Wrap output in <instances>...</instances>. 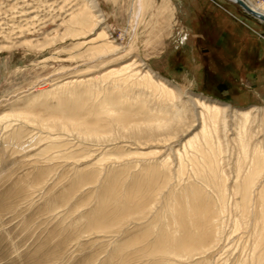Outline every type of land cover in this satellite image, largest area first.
<instances>
[{"label":"rangeland","instance_id":"obj_1","mask_svg":"<svg viewBox=\"0 0 264 264\" xmlns=\"http://www.w3.org/2000/svg\"><path fill=\"white\" fill-rule=\"evenodd\" d=\"M85 1L0 0V118L11 115L9 119H0V264H150L147 242L142 235L135 234L145 229L144 225L153 218L151 211L159 209L163 196L176 185V168H171L173 174L164 188L147 198L151 210L138 218L140 221L108 224L104 232H89L86 218L95 216L102 206L99 196L103 190L99 188L101 184H92L94 178L79 181L76 175L92 173V163L101 150L85 138L64 132V142L92 150L93 158L75 163L42 154L46 141L43 144L41 139L62 132L42 129L33 123V118L24 122L18 117L26 110L41 117L51 115L57 100L68 97L67 91L74 87L69 84L64 89L60 88L62 85L75 80H102L107 72L137 61L141 64L137 69H151L155 78L166 79L185 99L191 93L227 103L232 109L255 106L264 111V24L238 5L227 0H219L218 5L210 0H92L93 11L100 13V22L84 38L71 37L64 33L68 20ZM252 1L258 6L264 0ZM163 5L168 9H163ZM102 29L119 46L117 52L89 55L88 45L77 47L82 41L94 39ZM217 38L219 47H214ZM205 68L226 82L227 93L216 86L210 74L205 75ZM257 114L260 120L250 130L254 143L264 140L262 113ZM9 124L10 127H4ZM229 124L230 128L234 126ZM191 127L188 133H179L162 148L163 153L156 158L166 156L170 147L175 151L199 128ZM17 128L23 135L19 141L9 136ZM234 135L232 130V146ZM115 144L131 151L137 147L146 151L149 147L123 140ZM113 148L110 145L106 149ZM170 155L174 159L175 154ZM237 157L230 150L219 162L220 170L229 176L225 184L230 199H234L230 192ZM109 165L106 164L107 170ZM104 176L107 175L101 176L102 181L111 180ZM216 193L208 189L206 196L217 207ZM225 223V233L232 237L215 252L212 264L217 258L228 256L231 263L241 251L250 253L252 249L246 243L248 234H252V222L248 229L238 231L233 228L230 215L225 217ZM152 238L151 234L147 240ZM117 245L123 251L113 254ZM260 253L264 254V249Z\"/></svg>","mask_w":264,"mask_h":264},{"label":"bare ground","instance_id":"obj_2","mask_svg":"<svg viewBox=\"0 0 264 264\" xmlns=\"http://www.w3.org/2000/svg\"><path fill=\"white\" fill-rule=\"evenodd\" d=\"M242 1L264 16V1L258 6L252 0ZM162 8L168 9L167 5ZM100 19V13L93 11V1L86 0L78 12L71 14L64 33L84 38ZM85 44L89 46V55L101 56L119 49L109 40L104 29L89 42L78 43L77 47ZM139 63L133 61L113 69L102 80H75L62 85L60 88L64 89L69 84L74 87L67 91L68 97L57 100L52 114L47 117L28 110L19 113L18 117L24 122L33 118V123L42 129L62 132L56 137L47 135L40 138L43 144L46 141L42 154H53L54 158L75 163L93 158L90 155L92 150H82L80 145L64 142V132L75 134L78 139L85 138L91 141L88 142L91 146L101 150L92 163V173L76 175L79 181L85 177L94 178L95 183L92 184H101L99 188L103 190L99 196L102 206L95 216L86 218L85 226L89 232H104V229L108 230V224L125 225L127 221L137 222L138 218L146 216V212L151 210L147 200L170 181L174 166L176 185L163 196L159 209L151 211L153 218L150 217L151 221L144 225L145 229L135 234L145 238L150 264H212L215 252L232 237L225 233V217L229 215L230 219L233 217L235 231L248 229L252 222V234H248L246 241L252 249L250 253L241 251L231 263L228 256L217 258L214 264H264V254L260 253V249H264V140L251 142L253 137L250 133L254 123L260 120L257 113H262L263 124L264 111L255 106L232 109L227 103L191 93L185 99L181 91L169 85L166 79L155 78L151 69H137L141 65ZM89 82V86L83 85ZM102 83L106 84L95 88ZM10 117L6 114L0 119ZM230 122L234 124L231 128ZM195 125L198 130L179 148L174 151L170 147L166 156L156 158L179 133L184 135ZM4 127L8 128L10 124ZM232 130L235 132L233 146L229 141ZM9 136L15 137L16 141L23 138L19 128ZM118 140L149 147L146 151L138 147L131 151L117 146ZM110 145L115 148L107 150ZM230 150L238 156L230 192L234 199H230L225 184L229 176L219 168L220 158ZM172 153L175 154L174 159L170 155ZM106 164H110L108 170ZM102 175H107L104 176L107 181L111 180L102 181ZM208 189L216 190L217 207L206 196ZM151 234L153 238L148 241ZM122 251L121 245H117L113 254Z\"/></svg>","mask_w":264,"mask_h":264},{"label":"water","instance_id":"obj_3","mask_svg":"<svg viewBox=\"0 0 264 264\" xmlns=\"http://www.w3.org/2000/svg\"><path fill=\"white\" fill-rule=\"evenodd\" d=\"M233 2L235 4H237L245 13H247L251 17L257 19L261 23H264V16L254 12L251 8H249L247 6V4L244 1H242V0H234Z\"/></svg>","mask_w":264,"mask_h":264},{"label":"trees","instance_id":"obj_4","mask_svg":"<svg viewBox=\"0 0 264 264\" xmlns=\"http://www.w3.org/2000/svg\"><path fill=\"white\" fill-rule=\"evenodd\" d=\"M212 62V59H211ZM205 71V70H204ZM211 78L214 79V83L216 84V86L218 88H220L222 91L225 90V88H223V85L221 84L222 82H225L220 76H218V74L216 73H212L211 71ZM228 92V88H226V93ZM220 98H222L221 96H219Z\"/></svg>","mask_w":264,"mask_h":264},{"label":"crops","instance_id":"obj_5","mask_svg":"<svg viewBox=\"0 0 264 264\" xmlns=\"http://www.w3.org/2000/svg\"><path fill=\"white\" fill-rule=\"evenodd\" d=\"M211 1V0H210ZM219 0H217V2L215 3V2H212V3H214V4H216V5H218L219 4V2H218ZM221 38H222V35H219ZM222 41H223V39H222ZM218 42H220V40L217 38V39H215L214 41H213V43H214V47H216V46H218L219 47V44H218ZM216 45V46H215ZM221 47V46H220ZM260 60V59H259ZM261 62L259 61V64H260ZM258 64V65H259ZM257 65V66H258ZM205 71H204V73H205V75L207 76V74H210L211 75V72L210 71H207V69L205 68L204 69ZM208 81V80H207ZM222 85H223V88H227L228 86H226V82H222L221 83ZM228 90H229V88H228Z\"/></svg>","mask_w":264,"mask_h":264},{"label":"flooded vegetation","instance_id":"obj_6","mask_svg":"<svg viewBox=\"0 0 264 264\" xmlns=\"http://www.w3.org/2000/svg\"><path fill=\"white\" fill-rule=\"evenodd\" d=\"M217 74V73H216ZM219 76V75H218Z\"/></svg>","mask_w":264,"mask_h":264}]
</instances>
